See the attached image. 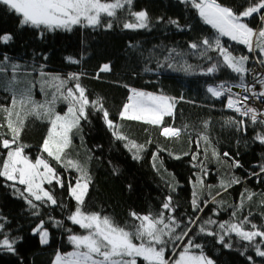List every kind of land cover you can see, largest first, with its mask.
<instances>
[{"label": "snow or ice", "instance_id": "1", "mask_svg": "<svg viewBox=\"0 0 264 264\" xmlns=\"http://www.w3.org/2000/svg\"><path fill=\"white\" fill-rule=\"evenodd\" d=\"M133 2L134 0H0V5L6 6L19 17V27L40 29L43 35L44 31L71 32L77 26L105 30H112L114 27L131 31L148 29L151 18L147 10H133ZM180 3L190 6L203 24L214 30L212 36H204L188 44L194 54L208 60L213 59L208 55L209 52L217 53L215 62L207 67L203 74L227 69L239 78L238 84L226 86L225 82L206 88L211 97L225 98L226 109L239 117H228L224 124L244 134H247L249 127L257 129L252 140L264 145V109L250 105L252 98L264 97V90L256 91L255 84L249 86L244 82L245 75L252 73L253 79L264 89V74H257L254 69L247 67L250 59L264 67V0H245L240 6L242 10L224 4L221 0H180ZM162 20L163 17L158 18V21ZM246 20H256V25L251 26ZM168 23L183 30L178 20L169 19ZM187 28L190 29L191 26L188 25ZM223 37L243 45L247 53L258 55L235 54L230 45L222 42ZM12 39L11 34L0 35V43L7 44ZM173 54L184 55L171 49L164 57V63L157 61L158 66L164 67L166 63L167 67L174 68ZM66 59L70 64L81 63V60L71 56ZM44 67L40 65L38 69H32L40 77L39 91L44 96L43 100H36L33 93L35 85L26 79L31 72L25 71L22 79L21 65L9 63V57L6 55L0 59V87L11 93L10 103L0 104V178H3V186L10 189L16 198L23 200L32 210L31 215L39 218L32 228V233L39 235L41 244L49 243L50 232L45 227L46 224L64 228L68 233L67 240L72 250L61 252L58 249L52 264H140L141 261L143 264H215L205 253L204 245L198 242L200 236L213 237L216 244L229 250L234 247L235 237L241 244L242 256L251 249L255 257L264 258V223L257 224L253 221L249 207L257 194L244 188L237 202L228 204L222 198L223 193L243 184L242 178L234 172L221 177L218 186L206 183L212 172L208 167L209 160L221 163L223 158H227L230 161V169L243 168L240 160L230 153L224 152L221 156L208 134L209 121L203 122L204 130L197 133L195 140L189 139L190 144H195L196 151L183 153L185 156L191 155V166L197 169L189 178L192 186L190 205L193 215H176L178 205L174 203L171 193L176 191L177 184L171 182L168 184L170 193L164 197L158 211H130L129 220L124 224L109 214L88 210L86 199L92 176L87 164L73 156L72 149L74 137L80 135L81 122L88 120L90 110L102 113L106 127L116 140L125 142L124 146L132 152L133 159L142 158L145 144H138L124 134L121 125L110 118L103 99L90 98L88 89L82 83V78L100 79L101 73L111 72L110 63H103L91 76L85 71L69 72L63 76L49 74L44 71ZM179 70L188 73L192 70V65L185 62ZM21 84L24 86L21 87ZM123 87L128 90L129 95L118 113L119 120L138 121L155 126L166 139H179L182 132L187 130V125L184 128L165 125L166 117H174L175 106L178 100L184 99L182 96L176 98L163 92H148L127 84ZM233 87L241 88L244 93L250 95L241 96L234 93ZM58 103L65 104L66 111H57ZM30 118L48 124L35 158L26 151L30 146L21 140ZM163 151L167 149H159L152 156V166L157 171L160 168L157 167L156 161L159 160V152ZM169 155L180 159L179 155L171 152ZM160 166L162 167V162ZM252 167L258 168L259 171H248L246 178L256 177L257 183L261 182V179H264V156L260 163ZM58 168L63 169V173ZM70 170L76 173L72 179L64 175ZM113 171L115 174L116 169ZM65 188L67 198L75 202L74 208L68 211L65 219L78 226L81 232L65 228L63 220L50 214L46 219L40 218L42 208L68 209V204L56 194V189ZM214 188L219 190L213 192ZM258 203L264 207V199ZM210 204L216 207L212 209L211 215L202 218ZM229 209L231 211L228 219L221 221L213 218L219 217L222 211L227 212ZM260 216L264 221V212L260 213ZM8 223V218L0 213V251L15 253V246L23 237L12 235L11 230L6 227ZM246 259L249 264H256L252 255H247Z\"/></svg>", "mask_w": 264, "mask_h": 264}, {"label": "trees", "instance_id": "2", "mask_svg": "<svg viewBox=\"0 0 264 264\" xmlns=\"http://www.w3.org/2000/svg\"><path fill=\"white\" fill-rule=\"evenodd\" d=\"M221 2L242 10L240 6L245 0ZM132 7L135 11L147 10L151 18L148 29L131 31L114 27L112 30H105L77 26L71 32L44 31L41 35L40 29L19 27V17L6 6L0 5V35L11 34L13 37L7 44L0 43V59L6 55L9 57V63L23 65L20 74L44 65L45 72L62 76L78 71H85L91 76L103 63H110L111 72L101 73L100 79L82 78V83L88 89L90 98L103 99L110 118L121 125L124 134L138 144H145V150L141 153L142 158L133 159L132 152L124 146L125 142L116 140L106 127L102 113L90 110L88 120L81 122L80 135L74 137L72 149L73 156L87 164L92 176V184L86 199L88 210L109 214L124 224L129 220L130 211L137 213L158 211L164 197L170 193L168 184L171 182L177 184L176 191L171 193L174 203L178 205L176 215L178 217L193 215L190 205L192 186L189 178L197 169L191 166L193 163L191 155L185 156L183 153L196 151L195 144H190L189 139L195 140L197 133L204 130L203 122L209 121L208 134L221 156L224 152L230 153L240 160L243 168L230 169V161L227 158H223L221 163L209 160L208 167L212 172L206 183L218 186L221 177L234 172L236 176L242 178L243 184L229 189L228 193H223L222 198L228 204H233L237 202L244 188L255 192L257 195L249 206L252 219L257 224L264 223L260 216V213L264 212V207L258 203L264 199V195H261L264 193V179L257 183L256 177L246 178L248 171H259L252 166L260 163L264 156V145L252 140L257 129L249 127L247 134H244L236 131L234 127L225 125V119L236 116L224 110L225 98L216 99L206 91L207 86L220 84L224 76H227L229 82H235V74L230 70L221 69L217 73L204 75L207 67L215 62L217 53L209 52L208 55L213 59L208 60L194 54L193 50L188 48L189 42L197 41L204 36H212L214 30L203 24L195 10L180 3V0H134ZM160 17H163L162 21H158ZM169 19L178 20L183 30L169 24ZM246 22L251 26L256 25V20ZM188 25L191 26L190 29L187 28ZM222 42L234 50L238 48L247 53L243 45L235 44L226 37L222 38ZM171 49L184 55L173 54L174 68L167 67L166 63L164 67H159L157 61L164 63V57ZM69 56L81 60V63H68L66 58ZM185 62L192 65V70L188 73L179 70ZM124 84L148 92H163L171 97L182 96L184 99L178 100L175 106L174 117H166L165 125L170 124L178 128L187 125V130L182 132L179 139H166L155 126L138 121L119 120L118 113L129 95L128 90L123 87ZM10 96L9 92L0 90V104L8 105ZM58 106L57 111L61 113L66 111V105L59 103ZM47 127L46 122L34 118L27 121L21 140L30 146L26 151L33 158L39 153ZM149 140L152 143H147ZM159 149L167 151L159 152V160L156 163L160 170L157 171L152 166V156ZM169 152L179 155L180 159H175ZM58 170L63 173V169ZM64 175L72 179L76 173L70 170ZM3 184V178H0V213L8 218L9 223L6 227L11 230V234L23 239L16 244L15 253L0 251V264H52L58 249L61 252L72 250L67 240L68 233L64 228L52 227L50 224L45 225L50 232V241L48 244H41L39 235L32 233V228L38 223L39 218L32 216V210L24 201L16 198ZM216 190L219 189L214 188L213 192ZM56 194L68 204V209L42 208L40 218L46 219L50 214L63 220L65 228L81 232L78 226L65 219L75 204L67 198V189H56ZM215 207L210 204L202 218L211 215ZM230 211L231 209L227 212L222 211L219 217L213 218L226 220ZM233 241L234 247L229 250L216 244L213 237H198V242L204 245L205 253L215 261V264H249L247 255H252L256 264H264V258L255 257L251 249L242 256L241 244L235 237Z\"/></svg>", "mask_w": 264, "mask_h": 264}, {"label": "built area", "instance_id": "3", "mask_svg": "<svg viewBox=\"0 0 264 264\" xmlns=\"http://www.w3.org/2000/svg\"><path fill=\"white\" fill-rule=\"evenodd\" d=\"M255 55H258L256 53H251V56H255ZM249 68H252L254 69V71L257 73V74H264V67H261L260 65H258L257 63H255L254 60L251 61V64H250V67ZM235 74V73H234ZM235 77L238 79V77L235 75ZM239 82L238 81H235V82H228L226 83V86H231V85H234V84H238ZM245 84L251 86L253 84H255L256 86V91H261V90H264V89H261V86L256 83V81L253 79V74L252 73H248L245 75ZM236 88L237 87H233L232 88V91L234 93H239L241 96L243 95H250V93H244L243 89L241 88H237V89H240L241 92H236ZM250 105L251 106H254V107H258L259 106V109H264V97L260 98V99H255V98H252L250 100ZM224 109L227 111V112H230L231 114H233L234 116H236L237 118H239L237 116V114H235L234 112H232L231 110H228L226 109L225 105H224ZM246 119V118H245Z\"/></svg>", "mask_w": 264, "mask_h": 264}, {"label": "rangeland", "instance_id": "4", "mask_svg": "<svg viewBox=\"0 0 264 264\" xmlns=\"http://www.w3.org/2000/svg\"><path fill=\"white\" fill-rule=\"evenodd\" d=\"M222 39V38H221ZM235 54H237V55H239V54H247V53H244V52H242L241 50H239L238 48H236L235 49ZM247 55H250L251 56V54L249 53V54H247ZM251 59H250V61H249V63H248V65H247V67H250V64H251ZM20 65V64H19ZM21 69H23V65H21ZM10 70V69H9ZM31 72V75L30 76H28L26 79L28 80V81H31L34 85H35V87H34V89H33V93H34V98L36 99V100H43L44 99V96H43V94L39 91V80H40V77H39V75H38V73L37 72H33V71H30ZM234 74V73H233ZM21 75V78L23 79V74H20ZM236 76H237V74H235ZM10 76H11V72H9L8 71V77L10 78ZM238 77V76H237ZM235 79H236V81H238L239 82V78L237 79L236 77H235ZM228 83L229 81H228V79H227V76H224V79H223V81L221 82V83ZM245 82V81H244ZM21 87H23L24 85L23 84H21L20 85ZM0 90H3L4 91V88L3 87H0ZM7 92V91H6ZM11 94V93H10ZM59 103L57 104V106H56V108H58L59 106ZM60 105H65V104H62V103H60ZM225 110V109H224ZM226 111V110H225ZM227 112V111H226ZM230 113V112H229ZM49 241H50V237H49Z\"/></svg>", "mask_w": 264, "mask_h": 264}, {"label": "bare ground", "instance_id": "5", "mask_svg": "<svg viewBox=\"0 0 264 264\" xmlns=\"http://www.w3.org/2000/svg\"><path fill=\"white\" fill-rule=\"evenodd\" d=\"M236 92H241V90L236 88ZM256 108H259V106L256 107Z\"/></svg>", "mask_w": 264, "mask_h": 264}]
</instances>
